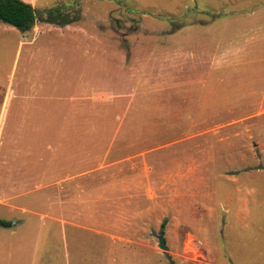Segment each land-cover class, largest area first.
Returning a JSON list of instances; mask_svg holds the SVG:
<instances>
[{
    "label": "rangeland",
    "instance_id": "rangeland-1",
    "mask_svg": "<svg viewBox=\"0 0 264 264\" xmlns=\"http://www.w3.org/2000/svg\"><path fill=\"white\" fill-rule=\"evenodd\" d=\"M31 6L0 22V264H264V0Z\"/></svg>",
    "mask_w": 264,
    "mask_h": 264
},
{
    "label": "trees",
    "instance_id": "trees-1",
    "mask_svg": "<svg viewBox=\"0 0 264 264\" xmlns=\"http://www.w3.org/2000/svg\"><path fill=\"white\" fill-rule=\"evenodd\" d=\"M36 13L33 7L21 0H0V22L9 25L24 33L31 30L36 22ZM52 18H49L51 21ZM72 21H64L62 24H70ZM1 227H12L11 222L1 221ZM164 224L162 225V228Z\"/></svg>",
    "mask_w": 264,
    "mask_h": 264
},
{
    "label": "crops",
    "instance_id": "crops-1",
    "mask_svg": "<svg viewBox=\"0 0 264 264\" xmlns=\"http://www.w3.org/2000/svg\"><path fill=\"white\" fill-rule=\"evenodd\" d=\"M30 4L34 5V0H31ZM37 24L40 25V22L38 20H37ZM37 24L34 25V27L31 29V31H33L35 34H38L39 31H40V28H39V26H37ZM48 30H51V28L48 27ZM27 43L31 44L32 41H29ZM20 45L23 46V43H20ZM27 55H28L29 60L30 59L32 60V53H27ZM10 94H11V92L9 93L8 97L6 96V98L4 100V103H3L1 116H0V118L2 117V119L4 118V115H5L6 111H7L6 107H7V102L9 101V98H10ZM7 184H9V188L11 189L12 192L8 193V195L5 198V200H0V204H3L2 203L3 201L12 202V201L18 200L19 198H22V197H24V196H26L28 194V193H24L22 191L21 192H17L16 191V186L20 185L19 181L16 180V179L10 180V183L7 182ZM8 208H10V210H18V211L20 210L22 212L31 213V214H34V215L38 214L37 212L31 211V210H29L28 208H26L24 206H18L16 204L8 205ZM0 221H6V220H1L0 219ZM64 225H72V224L68 223V224H64ZM37 247L38 246H36V248L32 249L33 250V256H32V260L30 261L29 264H40L41 261H43V258L38 255L39 253H38V250H37L38 248ZM1 253H3V252L1 251ZM16 253H17V250L15 248H13V250L11 252H8L7 253V261H12L14 259V257H18V255L16 256ZM29 259H30V256L27 257V261Z\"/></svg>",
    "mask_w": 264,
    "mask_h": 264
},
{
    "label": "water",
    "instance_id": "water-1",
    "mask_svg": "<svg viewBox=\"0 0 264 264\" xmlns=\"http://www.w3.org/2000/svg\"><path fill=\"white\" fill-rule=\"evenodd\" d=\"M0 223H1V221H0ZM157 240H158V247L161 250L168 251V247L165 244L164 237L162 235H159L158 238H157Z\"/></svg>",
    "mask_w": 264,
    "mask_h": 264
}]
</instances>
